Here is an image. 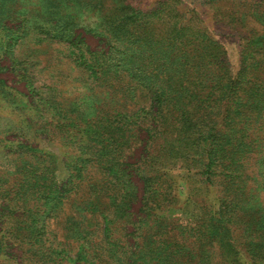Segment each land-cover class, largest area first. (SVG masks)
Wrapping results in <instances>:
<instances>
[{
  "label": "rangeland",
  "instance_id": "obj_1",
  "mask_svg": "<svg viewBox=\"0 0 264 264\" xmlns=\"http://www.w3.org/2000/svg\"><path fill=\"white\" fill-rule=\"evenodd\" d=\"M0 264H264V0H0Z\"/></svg>",
  "mask_w": 264,
  "mask_h": 264
}]
</instances>
